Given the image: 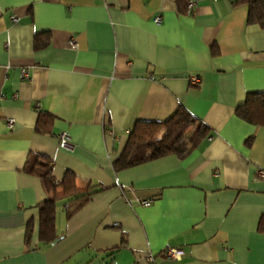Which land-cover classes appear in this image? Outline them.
I'll list each match as a JSON object with an SVG mask.
<instances>
[{
  "label": "crops",
  "instance_id": "1",
  "mask_svg": "<svg viewBox=\"0 0 264 264\" xmlns=\"http://www.w3.org/2000/svg\"><path fill=\"white\" fill-rule=\"evenodd\" d=\"M188 1L0 0V264H264V126L235 112L264 90V27L239 0ZM179 106L208 127L189 155L113 168L137 120ZM29 153L97 189L56 200L57 242L38 240L47 194Z\"/></svg>",
  "mask_w": 264,
  "mask_h": 264
},
{
  "label": "trees",
  "instance_id": "2",
  "mask_svg": "<svg viewBox=\"0 0 264 264\" xmlns=\"http://www.w3.org/2000/svg\"><path fill=\"white\" fill-rule=\"evenodd\" d=\"M247 5L249 20H254L260 27H264V0H239ZM188 0H174L177 10L185 14ZM46 36L47 33H43ZM35 38L37 47L47 45ZM217 50L213 48V53ZM238 116L249 123L264 126V90L248 92L243 103L235 108ZM53 116L47 111L38 113L36 128L48 129ZM208 134V127L192 116L183 106H179L173 114L165 119L137 120L128 132L127 141L119 156L112 162L115 170L134 166L168 154H175L180 158L189 155L192 150ZM53 161L40 153H29L22 171L38 176L42 182L47 198L41 202L38 220V240L43 244L51 243L57 238L55 225V202L58 198L76 197L78 207L90 199L97 189L88 184L81 189L76 185L75 174L66 170L60 180L53 177ZM72 212V211H71ZM71 212L67 213V217ZM258 229L264 231V218L258 222ZM33 232V221L29 220L25 227V238L30 239Z\"/></svg>",
  "mask_w": 264,
  "mask_h": 264
},
{
  "label": "built area",
  "instance_id": "3",
  "mask_svg": "<svg viewBox=\"0 0 264 264\" xmlns=\"http://www.w3.org/2000/svg\"><path fill=\"white\" fill-rule=\"evenodd\" d=\"M193 5H194L193 1H188L187 2V4H186V13H190V11L192 10ZM154 19L157 22L160 20V18L158 16L155 17ZM13 20H17V18L13 16ZM191 81L193 83H196V82L199 81V77L193 76L191 78ZM12 123H13V119H8V125H12ZM68 138H69V136H68L67 132H62L60 134V136H59V145L61 147H65L66 145H68ZM140 203L142 205H149L150 204V200L149 199H145V200L140 201ZM163 253H164L165 257H167L168 259L178 260V259L181 258V256L183 255L184 251L181 248L167 246V247H165ZM146 259L148 261H152L153 260V256L152 255H148L146 257Z\"/></svg>",
  "mask_w": 264,
  "mask_h": 264
},
{
  "label": "water",
  "instance_id": "4",
  "mask_svg": "<svg viewBox=\"0 0 264 264\" xmlns=\"http://www.w3.org/2000/svg\"><path fill=\"white\" fill-rule=\"evenodd\" d=\"M58 241V239L56 238L55 240H54V242H57Z\"/></svg>",
  "mask_w": 264,
  "mask_h": 264
}]
</instances>
